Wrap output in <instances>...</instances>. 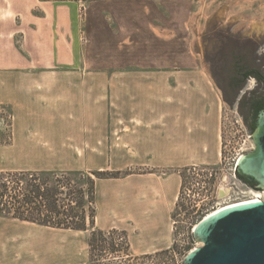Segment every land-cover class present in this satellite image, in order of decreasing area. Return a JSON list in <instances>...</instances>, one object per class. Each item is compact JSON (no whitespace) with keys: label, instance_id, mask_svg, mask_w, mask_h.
<instances>
[{"label":"crops","instance_id":"0c3cea01","mask_svg":"<svg viewBox=\"0 0 264 264\" xmlns=\"http://www.w3.org/2000/svg\"><path fill=\"white\" fill-rule=\"evenodd\" d=\"M80 10L81 0H0V104L13 111L0 170H130L97 179V226L125 230L137 254L169 248L180 169L219 160L221 121L209 94L173 92L164 74L81 77ZM87 243L81 230V253L63 264L85 263Z\"/></svg>","mask_w":264,"mask_h":264},{"label":"rangeland","instance_id":"374dc122","mask_svg":"<svg viewBox=\"0 0 264 264\" xmlns=\"http://www.w3.org/2000/svg\"><path fill=\"white\" fill-rule=\"evenodd\" d=\"M80 16L81 77L164 74L169 77L173 92L196 90L206 98L209 94L207 109H214L221 121L219 160L181 167L182 192L173 216L178 220L177 227L174 226L176 250L136 262L182 264L190 249L202 244L192 238L193 232L187 228L190 217L187 208L201 200L206 191L204 184L215 183V175L211 180L206 176L207 168L218 170L228 154L237 155L243 152L242 146L253 142L237 103L231 104L225 99L213 71L222 66L218 62L221 49L238 40H253L264 64V0H81ZM195 73L197 83L193 77L190 80V75ZM254 86L255 80L251 79L242 91ZM11 124V106L0 104V139L7 137ZM77 167L70 165L52 171H70L79 178L81 169ZM81 172L89 174L90 170ZM86 176L81 175L82 183ZM70 229L0 216V264L45 261L63 264L70 250L81 253V230ZM85 231L88 239L90 231ZM106 236L109 241L117 237ZM39 245L47 247L46 254L39 250ZM55 251L61 256H54ZM130 251L141 255L135 253L133 246Z\"/></svg>","mask_w":264,"mask_h":264},{"label":"trees","instance_id":"16d2710c","mask_svg":"<svg viewBox=\"0 0 264 264\" xmlns=\"http://www.w3.org/2000/svg\"><path fill=\"white\" fill-rule=\"evenodd\" d=\"M257 50L256 43L247 39L228 43L221 49L218 62L222 66L215 73L232 76L230 84L220 85L221 89L227 86L233 88L231 104L237 101L236 97L245 86L247 75L263 71L264 64ZM12 139L10 127L7 137L5 135L1 138L0 143H11ZM180 171L183 176L181 169ZM130 172L95 169L90 170L89 174L80 171L79 178H76L70 171L0 170V216L38 222L55 228L90 231L89 260L83 264H136L140 259L175 251L176 245L173 244L156 252L134 255L130 251L131 244L125 230L97 226V179L118 177ZM81 175H87L83 183ZM107 234L114 237L117 235L116 240L109 241Z\"/></svg>","mask_w":264,"mask_h":264},{"label":"water","instance_id":"95a60500","mask_svg":"<svg viewBox=\"0 0 264 264\" xmlns=\"http://www.w3.org/2000/svg\"><path fill=\"white\" fill-rule=\"evenodd\" d=\"M255 148L241 155L238 175L264 191V109L254 132ZM226 207V206H225ZM193 237L201 242L182 264H264V200L221 208L198 222Z\"/></svg>","mask_w":264,"mask_h":264},{"label":"built area","instance_id":"2783aa9c","mask_svg":"<svg viewBox=\"0 0 264 264\" xmlns=\"http://www.w3.org/2000/svg\"><path fill=\"white\" fill-rule=\"evenodd\" d=\"M241 148L243 152H239L237 155L232 156L228 154L225 157L223 166L216 168L218 170L207 168L206 176L211 180L215 175L216 181L213 185L210 182L204 184L203 189L206 191L200 197L202 201L198 200L194 204H191V206H188L187 211L190 213L187 222L188 230L193 232L200 220L235 201L264 200V191L246 184L245 179L238 175L237 169L241 155L255 148L254 139L250 145L246 147L242 146ZM213 170H215V173ZM177 223L178 220L174 218V226L177 227ZM192 238L194 239V237Z\"/></svg>","mask_w":264,"mask_h":264},{"label":"flooded vegetation","instance_id":"af4514ba","mask_svg":"<svg viewBox=\"0 0 264 264\" xmlns=\"http://www.w3.org/2000/svg\"><path fill=\"white\" fill-rule=\"evenodd\" d=\"M264 66V65H263ZM214 73V79L219 85H228L232 81V76L230 74H216ZM254 79L255 86L249 88V90L242 91L248 82ZM245 86L239 91L236 100L233 104L238 105V109L250 134L254 139V132L259 124V114L260 111L264 109V70L256 71L247 75L245 80ZM223 95L226 100L230 103L232 102V97L234 95V90L232 87H222Z\"/></svg>","mask_w":264,"mask_h":264},{"label":"bare ground","instance_id":"6f19581e","mask_svg":"<svg viewBox=\"0 0 264 264\" xmlns=\"http://www.w3.org/2000/svg\"><path fill=\"white\" fill-rule=\"evenodd\" d=\"M257 199H255V200H251V201H235V202H233V203H231V204H229V205H226V207H228V206H233V205H237V204H241V203H246V202H253V201H256ZM225 206L224 207H222V209L223 208H226Z\"/></svg>","mask_w":264,"mask_h":264}]
</instances>
